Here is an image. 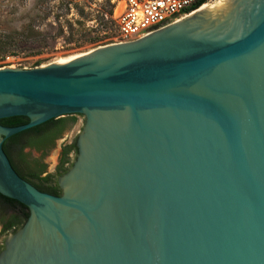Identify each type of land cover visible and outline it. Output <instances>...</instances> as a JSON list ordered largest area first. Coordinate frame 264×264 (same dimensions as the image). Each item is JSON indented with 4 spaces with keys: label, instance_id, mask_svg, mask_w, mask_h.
<instances>
[{
    "label": "water",
    "instance_id": "obj_1",
    "mask_svg": "<svg viewBox=\"0 0 264 264\" xmlns=\"http://www.w3.org/2000/svg\"><path fill=\"white\" fill-rule=\"evenodd\" d=\"M81 114L61 195L5 140ZM0 194L29 208L0 264H264V0H220L143 38L0 69Z\"/></svg>",
    "mask_w": 264,
    "mask_h": 264
},
{
    "label": "rangeland",
    "instance_id": "obj_2",
    "mask_svg": "<svg viewBox=\"0 0 264 264\" xmlns=\"http://www.w3.org/2000/svg\"><path fill=\"white\" fill-rule=\"evenodd\" d=\"M220 0H209L216 5ZM119 0H0V56L14 57L8 67L34 68L59 59L83 54L98 46L117 43L114 17L108 16ZM85 18L82 17V9ZM81 23H80V22ZM76 125L56 141L45 154L31 149L48 165L53 185L58 179V166L65 145L72 143L81 133L85 117L75 114ZM75 160V154H72ZM18 165L26 167L14 156ZM2 236H0V240Z\"/></svg>",
    "mask_w": 264,
    "mask_h": 264
},
{
    "label": "trees",
    "instance_id": "obj_3",
    "mask_svg": "<svg viewBox=\"0 0 264 264\" xmlns=\"http://www.w3.org/2000/svg\"><path fill=\"white\" fill-rule=\"evenodd\" d=\"M208 1L209 0H200L198 6ZM82 13H83L82 17L85 18L86 12L84 8L82 9ZM108 16L113 17L112 10L108 13ZM6 44H7L6 42L0 40V47L5 46ZM77 121L78 118L76 115H67L57 119L49 120L41 125L27 129L25 131H22L16 135L7 138L3 144L4 150L9 156L11 162H12V157L15 156L20 163L28 167V169L30 170V174L32 176L29 182H31L33 185H35L37 188H39L42 191L49 192L54 195H61L62 189L59 186L57 179L55 180L53 185L50 186L47 184L48 182L52 181L51 174L43 176L42 175L43 170H39L38 172L31 171V169L29 168L30 162L28 160V156L30 155V153L26 152V149H35L37 151H42L45 154L47 151H49L55 146L56 141L59 138H61L62 136H64L65 133L70 132L73 129ZM27 122H29V118L23 115L13 116L0 120V123L6 126H18L25 124ZM77 153H78V148L76 145V140L64 146L60 157V163L58 166L59 176L64 175L71 168L74 162V157H72V154H75L76 157ZM12 165L14 167L13 162ZM0 196L17 204V206H19L20 209H22V211L27 209L25 218L21 220L18 224L19 227H22L30 215L29 208L17 200L8 198L1 194ZM3 248L4 246H2L1 250H3Z\"/></svg>",
    "mask_w": 264,
    "mask_h": 264
},
{
    "label": "built area",
    "instance_id": "obj_4",
    "mask_svg": "<svg viewBox=\"0 0 264 264\" xmlns=\"http://www.w3.org/2000/svg\"><path fill=\"white\" fill-rule=\"evenodd\" d=\"M200 0H119L113 17L116 21V41L128 42L143 38L174 24L198 11ZM198 6V7H197ZM12 56H0V69L9 66Z\"/></svg>",
    "mask_w": 264,
    "mask_h": 264
},
{
    "label": "flooded vegetation",
    "instance_id": "obj_5",
    "mask_svg": "<svg viewBox=\"0 0 264 264\" xmlns=\"http://www.w3.org/2000/svg\"><path fill=\"white\" fill-rule=\"evenodd\" d=\"M29 150L31 149H26V152ZM28 160L30 162L29 168L31 169L32 172H38L39 170H43L42 172L43 176H46L51 173L43 157L36 156L30 153V155L28 156ZM12 162L14 164V167L16 168V171L20 174V176L30 181L32 176L30 174V170L28 169V167L25 166L26 170H24L20 165L16 163L14 157H12ZM26 213H27V209L22 211V209H20V207L17 206V204L0 196V236H2V239L0 240V252L2 251L1 250L2 246L5 247L7 239L21 228L18 226V224L21 220L25 218Z\"/></svg>",
    "mask_w": 264,
    "mask_h": 264
},
{
    "label": "bare ground",
    "instance_id": "obj_6",
    "mask_svg": "<svg viewBox=\"0 0 264 264\" xmlns=\"http://www.w3.org/2000/svg\"><path fill=\"white\" fill-rule=\"evenodd\" d=\"M219 3V2H218ZM217 3V4H218ZM210 6H215V5H209V4H204L201 8H200V10L201 9H204V8H207V7H210ZM84 54V53H83ZM82 54H78V55H75V56H70V57H68V58H63V59H59V60H57L56 62H58V63H63V62H66V61H70V60H73V59H75V58H77V57H79V56H81Z\"/></svg>",
    "mask_w": 264,
    "mask_h": 264
}]
</instances>
